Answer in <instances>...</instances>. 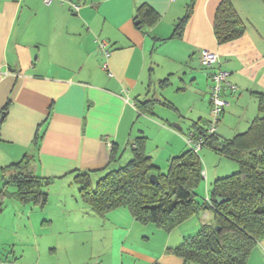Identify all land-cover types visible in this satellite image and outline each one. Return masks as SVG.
I'll return each instance as SVG.
<instances>
[{"label": "crops", "instance_id": "obj_1", "mask_svg": "<svg viewBox=\"0 0 264 264\" xmlns=\"http://www.w3.org/2000/svg\"><path fill=\"white\" fill-rule=\"evenodd\" d=\"M73 1L77 13L41 0H0V189L15 172L8 166L27 155L28 172L47 195L44 206L0 198V264H196L175 249L193 230L214 224L212 209L170 231L137 222L125 208L100 217L81 199L76 177L86 174L94 186L131 159L137 138L145 139L154 171L167 172L169 160L188 150L183 136L203 133L209 122L211 71L200 66L203 50L218 55L238 89L226 96L217 145L245 133L264 98V1L230 0L243 33L223 44L213 31L223 0ZM142 6L154 12L153 22ZM96 40L105 42L107 58ZM222 172H206V193ZM71 207L76 213L68 215ZM246 264H264V239Z\"/></svg>", "mask_w": 264, "mask_h": 264}, {"label": "trees", "instance_id": "obj_2", "mask_svg": "<svg viewBox=\"0 0 264 264\" xmlns=\"http://www.w3.org/2000/svg\"><path fill=\"white\" fill-rule=\"evenodd\" d=\"M139 11L147 22L155 20L150 8L142 6ZM189 13L190 10L176 23L174 36L180 35ZM213 31L218 44L242 35V22L230 0H223L218 7ZM258 105L260 116L245 133L222 146L217 145L215 136L206 141V145L238 165L235 173L212 184L208 193L212 205L208 206L205 201L200 204L195 199V190L203 180L198 156L188 149L169 160L167 172L158 173L144 152V138H137L131 145V159L125 165L106 173L94 186L86 174L77 175L81 199L100 217L125 208L137 222L152 223L165 231L203 208H210L214 211V224L203 225L196 234L184 237L175 254L187 263L246 264L251 250L264 239L263 97L259 98ZM114 151L112 146V160ZM30 159L25 155L8 166L15 172L4 182L0 198L11 196L23 204L45 205L47 195L40 190V179L28 172ZM151 175L156 176L155 183L150 182ZM9 186L15 188L14 193L7 192ZM216 197L226 201L215 204Z\"/></svg>", "mask_w": 264, "mask_h": 264}, {"label": "built area", "instance_id": "obj_3", "mask_svg": "<svg viewBox=\"0 0 264 264\" xmlns=\"http://www.w3.org/2000/svg\"><path fill=\"white\" fill-rule=\"evenodd\" d=\"M44 5H50L51 3H58L61 6H68L69 10L73 13H77L80 9V5L73 0H41ZM174 1V0H172ZM97 48L100 54L107 58L110 51L106 48V44L103 41L96 40ZM200 66L203 69L210 70V93H209V122L206 129L201 134H195L189 132L183 136L184 142L188 149L195 154L199 155V151L206 145V141L215 136L218 124L222 118L225 107L228 105L226 96H232L236 94L237 87L230 81V74L219 67L218 55L214 52L203 50L199 58ZM102 70L108 71L106 63L102 64ZM109 76H111L109 74ZM112 145L107 143V148L111 149ZM202 178L206 177V172L202 169ZM205 203L210 206V198L206 193Z\"/></svg>", "mask_w": 264, "mask_h": 264}, {"label": "rangeland", "instance_id": "obj_4", "mask_svg": "<svg viewBox=\"0 0 264 264\" xmlns=\"http://www.w3.org/2000/svg\"><path fill=\"white\" fill-rule=\"evenodd\" d=\"M168 125H170V124H168ZM184 144H185V142H184ZM185 146H186V144H185ZM186 148L188 149L187 146H186ZM204 153H207V157H205ZM198 157H199V159L201 161L202 169L205 172H207V171H210V172L211 171H213V172L223 171L222 172L223 174H220V175H223L221 177H226V176H229V175L233 174L234 171L235 172L237 171V165H236V163H233L231 160L227 159L226 157H224L220 153L217 154V153L213 152L212 150H210L209 148H207L206 145L202 148V150L199 151ZM128 161L129 160L126 157H124L121 160L119 166L125 165ZM229 166H236V170H233L232 168L230 169ZM207 184H209V183L206 181V177H205V178H203V180L201 181L200 185L195 190V194H196L195 199L200 204L203 203V201L205 200V197H206L205 185H207ZM65 195H66V193H65ZM66 196H68V195H66ZM58 200H59L58 196L52 198V200L50 201V205L48 206L49 210H54V208H55L56 203L58 202ZM8 210H9L8 212L10 213L11 212L10 211V208ZM74 213H76L75 207L68 208V210H67V214L68 215H72ZM3 218L5 219L6 217L4 216ZM194 220L195 221H193L192 223H189L185 228L188 227L187 229H190V228L192 229V227L194 226V224L196 222H198L197 219H194ZM24 223L25 222L20 221V225H22ZM4 226H6V223H5ZM193 229H195V228H193ZM193 231H195V232H193V234H196L198 232V230H193Z\"/></svg>", "mask_w": 264, "mask_h": 264}, {"label": "water", "instance_id": "obj_5", "mask_svg": "<svg viewBox=\"0 0 264 264\" xmlns=\"http://www.w3.org/2000/svg\"><path fill=\"white\" fill-rule=\"evenodd\" d=\"M2 119H3V117L0 118V123L2 122ZM150 182H151V183H155V182H156V176H155V175H151V176H150ZM224 201H226V199H223V198H220V197H216V198L214 199L215 204H221V203H223ZM216 229H217V228H216Z\"/></svg>", "mask_w": 264, "mask_h": 264}]
</instances>
